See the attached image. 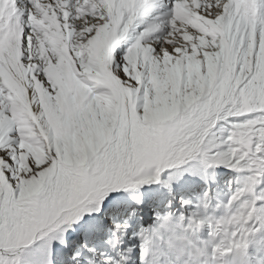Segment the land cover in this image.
Here are the masks:
<instances>
[{
	"label": "snow or ice",
	"instance_id": "1",
	"mask_svg": "<svg viewBox=\"0 0 264 264\" xmlns=\"http://www.w3.org/2000/svg\"><path fill=\"white\" fill-rule=\"evenodd\" d=\"M0 48V252L11 264H79L97 254L90 237L127 238L158 185L125 182L173 145L203 139L230 154L264 138V0H8ZM127 253L146 264L143 250Z\"/></svg>",
	"mask_w": 264,
	"mask_h": 264
},
{
	"label": "rangeland",
	"instance_id": "2",
	"mask_svg": "<svg viewBox=\"0 0 264 264\" xmlns=\"http://www.w3.org/2000/svg\"><path fill=\"white\" fill-rule=\"evenodd\" d=\"M201 145L203 147L200 146L195 154L184 160L182 164L186 167L183 169L171 165L189 152L188 143L173 145L168 158L142 167L136 174L139 179L130 180L131 186L151 182L158 185V195L136 209L137 217L127 238L123 233L113 237L107 233L90 237L88 244L98 250L97 254L86 251L79 264H87L89 259L99 264L102 259L100 251H107L113 258V264H137V256L127 253L130 245L137 253L143 250L146 264H178L179 260L187 261L204 255L203 238L211 246L210 252L214 256L217 255V246L228 241L231 245H240V249L244 247V250L246 245H250L257 250L251 261L260 262L264 258V232L259 233L262 226L264 228V196L261 193L264 192V156L259 153L264 150V144L259 143L253 149L249 138L243 145L246 151L241 152L236 147L230 154L217 151L215 155L211 154L212 147H215L211 142L205 145L203 141ZM172 153H175V160L168 163ZM169 169L174 170L169 172ZM181 171L190 172L192 176L177 183ZM158 173L161 181H152ZM251 197H256V200ZM214 204L220 210L218 216L212 211ZM129 206L130 202H125V207L118 213L121 220ZM91 210L94 209L82 208L80 211ZM76 218L78 213H71L58 229ZM202 224L206 229L204 236L198 229ZM137 228L140 229L136 233L139 246L137 240L132 239ZM231 232L233 241L228 240ZM109 243L119 246L109 247ZM14 259L7 250L0 252V264H11Z\"/></svg>",
	"mask_w": 264,
	"mask_h": 264
},
{
	"label": "bare ground",
	"instance_id": "3",
	"mask_svg": "<svg viewBox=\"0 0 264 264\" xmlns=\"http://www.w3.org/2000/svg\"><path fill=\"white\" fill-rule=\"evenodd\" d=\"M7 5H8V0H0V8L6 7ZM2 51H3V49L0 48V52H2ZM262 137H264V136H262ZM203 141L204 140L201 139L199 144L192 142V144H190V147H189V152L185 156L178 158V160L176 162L172 163L171 166L173 168L179 167L184 162V160H188L193 154H195L199 150ZM260 144H264V138H262ZM260 152H264V150L261 149ZM160 179H161V174L158 173L155 176L154 180H152V181H161ZM125 183L127 185L131 186L130 180L126 181ZM119 186H122V185H117V187H119ZM261 193H262V197H263L264 192L262 191ZM251 199L256 200V197H251ZM215 205L216 204H214L212 206V211H213L215 216H218L220 210ZM69 216L66 217L64 220L60 221V223L55 224V229H58L60 224L63 223L65 220H67L69 218ZM45 226H47V225H45ZM262 228H263V226H262ZM262 228H261L260 232L258 231L259 233L264 232V231H262ZM198 229H199L200 235L204 236V234L206 232L205 231L206 230L205 225H203V224L199 225ZM263 230H264V228H263ZM232 236H233V233L231 232L230 233V239L228 238V240L233 241ZM203 243L205 244L203 247V250H202L204 252V255H201V254H200V256L197 255L198 256L197 258L194 256V259H186L187 261L179 260L178 264H189V263L200 264L201 260H203L202 264H264V258H262L260 260V262H258V263H256L253 260L251 261V258L254 257V254L257 252V250L252 248L250 245H246V249L244 250L243 249L244 247H242V249H240V245L239 246L234 245V244L231 245L228 241L222 242L220 245L217 246V255L214 256L213 253L210 252L211 246L209 244L208 245L206 244L205 238H203ZM258 245H259V243H258ZM198 251H199V249H198Z\"/></svg>",
	"mask_w": 264,
	"mask_h": 264
}]
</instances>
